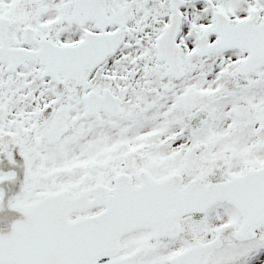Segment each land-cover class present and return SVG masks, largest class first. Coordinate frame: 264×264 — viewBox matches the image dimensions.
Masks as SVG:
<instances>
[{"label": "snow or ice", "instance_id": "1", "mask_svg": "<svg viewBox=\"0 0 264 264\" xmlns=\"http://www.w3.org/2000/svg\"><path fill=\"white\" fill-rule=\"evenodd\" d=\"M0 264H264V0H0Z\"/></svg>", "mask_w": 264, "mask_h": 264}]
</instances>
